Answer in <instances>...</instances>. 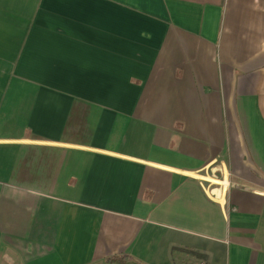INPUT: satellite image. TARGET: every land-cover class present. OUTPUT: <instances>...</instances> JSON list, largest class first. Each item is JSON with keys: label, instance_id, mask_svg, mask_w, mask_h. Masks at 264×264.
<instances>
[{"label": "crops", "instance_id": "obj_1", "mask_svg": "<svg viewBox=\"0 0 264 264\" xmlns=\"http://www.w3.org/2000/svg\"><path fill=\"white\" fill-rule=\"evenodd\" d=\"M198 258L264 264V0H0V264Z\"/></svg>", "mask_w": 264, "mask_h": 264}, {"label": "built area", "instance_id": "obj_2", "mask_svg": "<svg viewBox=\"0 0 264 264\" xmlns=\"http://www.w3.org/2000/svg\"><path fill=\"white\" fill-rule=\"evenodd\" d=\"M208 190L211 193L210 196H209V198H211L213 200H216V198L214 197L215 194L212 193V188H209L208 187ZM184 264H209V262L206 259L198 258V259H195V261L187 262V263H184Z\"/></svg>", "mask_w": 264, "mask_h": 264}, {"label": "rangeland", "instance_id": "obj_3", "mask_svg": "<svg viewBox=\"0 0 264 264\" xmlns=\"http://www.w3.org/2000/svg\"><path fill=\"white\" fill-rule=\"evenodd\" d=\"M205 184H208V183H205ZM207 186V185H206Z\"/></svg>", "mask_w": 264, "mask_h": 264}]
</instances>
